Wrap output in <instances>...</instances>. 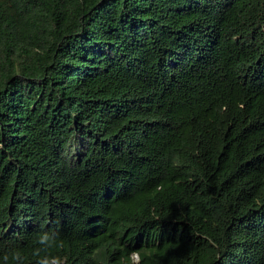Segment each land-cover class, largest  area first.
Returning a JSON list of instances; mask_svg holds the SVG:
<instances>
[{
  "label": "trees",
  "instance_id": "1",
  "mask_svg": "<svg viewBox=\"0 0 264 264\" xmlns=\"http://www.w3.org/2000/svg\"><path fill=\"white\" fill-rule=\"evenodd\" d=\"M0 264H264V0H0Z\"/></svg>",
  "mask_w": 264,
  "mask_h": 264
},
{
  "label": "clouds",
  "instance_id": "2",
  "mask_svg": "<svg viewBox=\"0 0 264 264\" xmlns=\"http://www.w3.org/2000/svg\"><path fill=\"white\" fill-rule=\"evenodd\" d=\"M44 237H41V239H43ZM15 259V257H13ZM5 259H7V257H5Z\"/></svg>",
  "mask_w": 264,
  "mask_h": 264
}]
</instances>
